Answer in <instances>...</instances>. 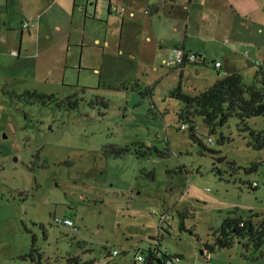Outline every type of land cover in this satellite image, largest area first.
Instances as JSON below:
<instances>
[{
    "label": "rangeland",
    "instance_id": "rangeland-1",
    "mask_svg": "<svg viewBox=\"0 0 264 264\" xmlns=\"http://www.w3.org/2000/svg\"><path fill=\"white\" fill-rule=\"evenodd\" d=\"M14 2L18 27L7 40L0 31V264H133L155 238L183 264H264V238L201 253L226 217L264 224V146L233 120L224 143L199 117L181 130L170 96L233 72L251 83L264 60V0H111L110 13L107 0H88L87 13L59 0L48 16L60 30L40 33L21 27L24 16L55 0ZM175 46L209 66H165ZM247 126L261 130L264 118ZM66 218L74 226L58 224ZM32 239L39 254L24 259Z\"/></svg>",
    "mask_w": 264,
    "mask_h": 264
},
{
    "label": "trees",
    "instance_id": "trees-1",
    "mask_svg": "<svg viewBox=\"0 0 264 264\" xmlns=\"http://www.w3.org/2000/svg\"><path fill=\"white\" fill-rule=\"evenodd\" d=\"M205 63L209 66L208 62L201 64ZM256 64L251 83H245L241 74L233 72L216 80L212 86L194 96L183 94L180 88L170 93L171 97H175L181 102V110L177 114L181 122H186L192 131L194 118L199 117L208 131L209 140L213 141L211 136L219 133L218 141L224 143L229 139L223 136V129L233 120L237 130L243 134L246 133L253 147L261 149L264 146V128L256 130L247 126L248 120L253 117L264 118V60L260 64L258 62ZM185 65L186 63L180 68ZM190 137L198 142L201 150L215 155V151L208 150L203 143L197 140L193 132ZM112 150L116 155H120L124 151H128L129 148L112 147ZM150 150L148 149V154H150ZM143 154L145 155V152L140 155ZM256 169L257 165L253 164L246 172ZM180 228H184L182 221ZM244 238H248L254 248L259 247L264 238V224L254 226L250 220L226 217L218 229L217 235L214 236L213 244H205L201 253L208 255L215 248H229L235 239L240 241ZM155 240L157 244L150 245L146 250H143L144 261L142 264H176L175 260L181 256L163 252L158 245L160 239L155 238ZM38 254L35 240L32 239L29 252L22 258L29 257L33 260L34 256ZM62 264L96 263L81 255H74L66 257ZM133 264L135 263L133 262Z\"/></svg>",
    "mask_w": 264,
    "mask_h": 264
},
{
    "label": "crops",
    "instance_id": "crops-1",
    "mask_svg": "<svg viewBox=\"0 0 264 264\" xmlns=\"http://www.w3.org/2000/svg\"><path fill=\"white\" fill-rule=\"evenodd\" d=\"M49 0H46V2L48 3ZM59 0H55L54 3H49V4H43V6H40V9L37 11V13H33V14H28L29 15V20L31 19H37L36 24L32 27L34 29V31L36 33H40V31H43L44 27L47 25H53L54 29H58L60 30V26L56 23L53 22V20H51L48 16V12L51 11L53 8H55V4L58 2ZM75 1V3L79 2L81 3L79 8L82 9L85 13H87L88 10V0H85V2L83 0H73ZM101 1H106V0H101ZM100 2V1H99ZM98 1L95 3V10L93 11V16H96V7H97V3H99ZM108 4L111 7V0L107 1ZM84 3V4H83ZM24 7L22 6V9ZM19 11V4L17 5L14 0H0V31L1 30H5L4 34H3V39L7 40L8 38V32H12L14 31L18 26L17 24L14 22V16H16V11ZM24 11V9H23ZM109 12V11H108ZM110 13V12H109ZM133 14V11H130V15ZM46 15V17L44 18V16ZM48 16V17H47ZM2 17L5 20V23L2 24L1 19ZM26 20H28L27 16H24ZM46 35H48L46 33ZM98 41V39H96V42ZM121 43H119L120 45ZM118 45V46H119ZM81 55V54H80ZM82 56V55H81Z\"/></svg>",
    "mask_w": 264,
    "mask_h": 264
},
{
    "label": "built area",
    "instance_id": "built-area-1",
    "mask_svg": "<svg viewBox=\"0 0 264 264\" xmlns=\"http://www.w3.org/2000/svg\"><path fill=\"white\" fill-rule=\"evenodd\" d=\"M113 11L122 12V9L118 10L117 8H115ZM35 24H36V19L25 20V22L22 23L21 27L29 28V27H33ZM13 53H16V51H13ZM204 62H205V59L202 57L201 54L193 53L184 48L175 46L169 51L167 56L164 58L163 64H165V66L169 68H177V67L182 66L184 63L188 64V63H204ZM214 67L218 71L222 69L221 62L219 61L215 62ZM223 73H226V71L224 70ZM179 128L181 130L186 129V124L181 122ZM253 185L256 186L257 183L254 181ZM169 217H170L169 214L160 215L159 225H163L164 223L168 222ZM57 222L58 224H62L66 226H74L73 221L67 218L63 220H57ZM110 252L112 256H116L119 253L115 248L112 249ZM133 260L135 264H142L144 261V253L143 252L138 253L134 257ZM181 260H182V257L177 258L175 260V263L183 264Z\"/></svg>",
    "mask_w": 264,
    "mask_h": 264
},
{
    "label": "water",
    "instance_id": "water-1",
    "mask_svg": "<svg viewBox=\"0 0 264 264\" xmlns=\"http://www.w3.org/2000/svg\"><path fill=\"white\" fill-rule=\"evenodd\" d=\"M2 38H3V36H2ZM217 162H222V161H224L225 160V156H220V157H216V158H214Z\"/></svg>",
    "mask_w": 264,
    "mask_h": 264
}]
</instances>
